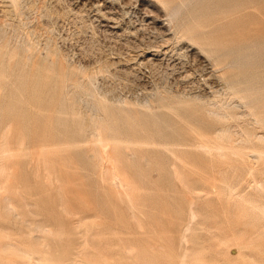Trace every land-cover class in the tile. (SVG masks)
Segmentation results:
<instances>
[{
  "label": "rangeland",
  "instance_id": "obj_1",
  "mask_svg": "<svg viewBox=\"0 0 264 264\" xmlns=\"http://www.w3.org/2000/svg\"><path fill=\"white\" fill-rule=\"evenodd\" d=\"M0 264H264V0H0Z\"/></svg>",
  "mask_w": 264,
  "mask_h": 264
},
{
  "label": "bare ground",
  "instance_id": "obj_2",
  "mask_svg": "<svg viewBox=\"0 0 264 264\" xmlns=\"http://www.w3.org/2000/svg\"><path fill=\"white\" fill-rule=\"evenodd\" d=\"M92 137L97 138L96 142L98 146L102 149V152L105 155L103 156V154H98V158L100 159L102 163L105 162L106 164L110 166L109 168L103 169V176L109 175L111 178V184L116 186L122 193H124V195L129 200L133 208H136L135 204L132 201L133 197L131 193V188L127 182V178L124 172L122 171V161L119 158H117L115 155L110 153V151L116 150L120 146H123L124 148L130 149V150H132V148L130 146H124L126 142H122L119 140H114V141L109 140L105 138L100 132L93 133ZM145 144L148 146L153 145L147 142ZM159 145L162 147V149L165 152L170 153L174 157H176V159H179L178 156L176 155V150L173 148L172 144L164 143V144H159ZM199 148H201L203 151H208V152L223 151L224 149H226L221 145H217L216 143L211 142V140L208 139L206 135H201V143L199 145ZM175 169L177 171V174L182 175L177 167H175ZM5 171L7 172V169ZM6 172L1 173V174H6Z\"/></svg>",
  "mask_w": 264,
  "mask_h": 264
}]
</instances>
